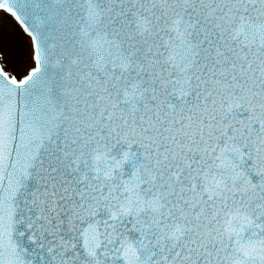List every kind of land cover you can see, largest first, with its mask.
Segmentation results:
<instances>
[{
	"label": "snow or ice",
	"instance_id": "6c2138e0",
	"mask_svg": "<svg viewBox=\"0 0 264 264\" xmlns=\"http://www.w3.org/2000/svg\"><path fill=\"white\" fill-rule=\"evenodd\" d=\"M0 264H264V0H0Z\"/></svg>",
	"mask_w": 264,
	"mask_h": 264
}]
</instances>
